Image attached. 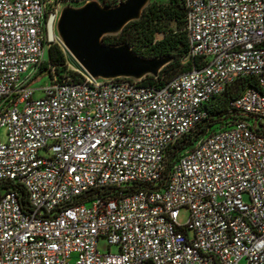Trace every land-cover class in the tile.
Instances as JSON below:
<instances>
[{
  "label": "built area",
  "instance_id": "built-area-1",
  "mask_svg": "<svg viewBox=\"0 0 264 264\" xmlns=\"http://www.w3.org/2000/svg\"><path fill=\"white\" fill-rule=\"evenodd\" d=\"M123 1L0 0V264H264V0H183L198 62L161 86L77 66L33 99L61 10ZM239 79L234 119L169 163Z\"/></svg>",
  "mask_w": 264,
  "mask_h": 264
},
{
  "label": "trees",
  "instance_id": "trees-1",
  "mask_svg": "<svg viewBox=\"0 0 264 264\" xmlns=\"http://www.w3.org/2000/svg\"><path fill=\"white\" fill-rule=\"evenodd\" d=\"M184 17L183 0H170L169 5L165 7L145 8L138 21L127 24L118 35L106 36L102 41L106 46L126 45L143 59L170 58V63L159 72L158 77H155L156 79L147 76L143 82L145 86H161L165 81L177 74L190 71L193 66L197 65L198 61L195 59H189L185 64L181 63L188 53V44L184 32ZM170 23L175 24L176 31L181 32V36L178 32H170L164 37L161 27H167ZM157 33L162 35L161 39H156ZM62 71H67V75H74L66 68L64 53L59 45L49 43L46 50V61L41 64L37 75L45 72L44 75L50 78L52 77L51 73L61 78ZM250 85L249 79H239L221 97L212 100L206 107L209 116L207 122L196 126L188 136L171 149L168 154V162L170 163L173 158H177L180 153L191 148L199 138L205 136L220 122L234 119L233 112L229 108V102L237 97L246 86ZM18 193L20 196H24L22 190H19Z\"/></svg>",
  "mask_w": 264,
  "mask_h": 264
},
{
  "label": "water",
  "instance_id": "water-1",
  "mask_svg": "<svg viewBox=\"0 0 264 264\" xmlns=\"http://www.w3.org/2000/svg\"><path fill=\"white\" fill-rule=\"evenodd\" d=\"M151 0H125L114 8L89 2L79 8L64 7L54 25L59 47L93 79L139 81L156 77L170 58H140L126 45L106 46L102 39L116 36L140 19Z\"/></svg>",
  "mask_w": 264,
  "mask_h": 264
},
{
  "label": "rangeland",
  "instance_id": "rangeland-1",
  "mask_svg": "<svg viewBox=\"0 0 264 264\" xmlns=\"http://www.w3.org/2000/svg\"><path fill=\"white\" fill-rule=\"evenodd\" d=\"M125 1V0H124ZM170 3V0H151L147 6V7H154V6H160V7H165V6H168ZM72 8H79V7H72ZM162 29V32L164 34V37L168 34L171 33H176L178 31H176V28H175V24L174 23H170L167 27H161ZM51 34L54 35V37L57 38L56 36V33H55V29H54V26L52 28V31H51ZM178 34L181 36V32H178ZM160 33H157L156 35V38H160ZM52 38L51 35L46 38V40L50 41V43H55L57 45H60L59 44V41L58 39L56 40L55 38ZM104 38V37H103ZM103 40V39H102ZM111 40V39H109ZM64 59H65V62H66V68L69 70L70 68L72 69H77V65L76 63L72 60V58L67 54V53H64ZM46 61V56H45V59H44V62ZM187 62V59L184 58L182 59L181 63L182 64H185ZM67 71H62L61 74L62 76H64L66 74ZM45 73V72H44ZM41 74V75H37L32 81H31V87L33 90H35V93L33 95V99L34 100H38L42 97V92H40V88L44 87L45 84L48 83V80H49V77L47 75H44ZM38 74V73H37ZM46 74V73H45ZM4 131H1L0 133V141L1 142H4ZM244 201H247L246 198H244ZM188 218H189V211L187 208H181L179 209L178 211V217H177V224L178 226L180 227H183L186 225L187 221H188ZM187 236L190 239L193 238V234L192 232H188L187 233ZM97 249L99 251V253L101 254H105L108 252V248L106 246V243L103 239L99 240V242L97 243ZM116 250L114 248L110 249V252L111 253H114Z\"/></svg>",
  "mask_w": 264,
  "mask_h": 264
},
{
  "label": "bare ground",
  "instance_id": "bare-ground-1",
  "mask_svg": "<svg viewBox=\"0 0 264 264\" xmlns=\"http://www.w3.org/2000/svg\"><path fill=\"white\" fill-rule=\"evenodd\" d=\"M51 37L53 38V37H54V35H52V34H51ZM54 38L57 40V38H56V37H54ZM59 44H60V43H59Z\"/></svg>",
  "mask_w": 264,
  "mask_h": 264
}]
</instances>
